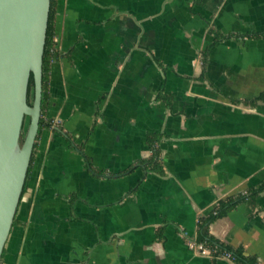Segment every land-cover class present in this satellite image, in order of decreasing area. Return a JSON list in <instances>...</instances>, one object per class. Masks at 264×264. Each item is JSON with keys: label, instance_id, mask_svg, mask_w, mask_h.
Masks as SVG:
<instances>
[{"label": "crops", "instance_id": "0c3cea01", "mask_svg": "<svg viewBox=\"0 0 264 264\" xmlns=\"http://www.w3.org/2000/svg\"><path fill=\"white\" fill-rule=\"evenodd\" d=\"M56 40L71 60L51 65L52 126L0 264H234L183 232L264 182V100L246 103L264 95V0H58ZM152 132L165 174L110 176L150 155ZM209 231L264 264V190Z\"/></svg>", "mask_w": 264, "mask_h": 264}, {"label": "water", "instance_id": "95a60500", "mask_svg": "<svg viewBox=\"0 0 264 264\" xmlns=\"http://www.w3.org/2000/svg\"><path fill=\"white\" fill-rule=\"evenodd\" d=\"M51 0H0V262L42 116L43 56ZM34 78L33 102L28 86ZM29 117L24 139L23 124Z\"/></svg>", "mask_w": 264, "mask_h": 264}, {"label": "trees", "instance_id": "16d2710c", "mask_svg": "<svg viewBox=\"0 0 264 264\" xmlns=\"http://www.w3.org/2000/svg\"><path fill=\"white\" fill-rule=\"evenodd\" d=\"M57 6H58V0H51L47 33H46V42H45V49H44V56H43L42 116L40 120V126H39L38 135L35 141V145L43 129L46 127L52 126V121L45 118V112L47 109V99H48L49 74L51 70V65L52 63L58 62L65 57H68L71 60L72 49L68 50L67 52H64L58 47V44H57V40H56ZM214 33L217 39L220 38L221 35H219L217 32H214ZM260 35L261 34H256V36H260ZM33 97H34V78H33V75H31L30 80H29V86H28V102L30 104H32L33 102ZM158 98L164 100L169 106L172 105L173 96L167 94L163 90L158 94ZM259 100H264V95H259L256 98L246 101V103L255 104ZM27 118L29 119V117H26L24 124H23V130H22V135L20 139L21 142L24 139L25 131L27 128ZM91 131L92 130L90 129L89 134L91 133ZM67 136L69 139H71L70 135H67ZM162 138H163V135L160 133H154V132L149 133L147 136V143L150 149V155L146 158H142L141 160L136 162L134 165H131L129 168L125 170L119 171L116 174H110V176H122L124 174H127L135 170L136 168H138V166L143 168L144 177L150 172H155L160 175L165 174V168L163 166L162 158H161ZM85 143L86 142L76 144V147H78L81 150L83 155L87 158L88 162H90V170L101 175L102 173L98 171L94 166H92L91 159L85 155V152H84ZM142 180L143 179H141L137 183L134 190L139 187ZM25 187H26V182L24 185V190H25ZM263 190H264V182H262L260 185H258L253 190L249 189L245 192H240L238 194L231 195L226 198L220 199L216 207L213 210H211L208 214L199 218L197 234L193 237V236L188 235L184 231L183 232L184 239L186 241H189L190 239H194L197 242L203 243L205 247L209 248L210 254H211L210 258H212V260L214 261L223 258V256L229 252L231 253V259L234 264H263L258 260V258L255 255L248 254L243 246L235 247L233 245L227 244L219 240L218 238H216L209 231L210 224L213 223L216 219L226 215L229 211L235 208L238 204H240L241 202L245 201L248 198L251 199L252 202L254 203L258 194ZM163 229L164 227H161L159 233H161Z\"/></svg>", "mask_w": 264, "mask_h": 264}, {"label": "built area", "instance_id": "2783aa9c", "mask_svg": "<svg viewBox=\"0 0 264 264\" xmlns=\"http://www.w3.org/2000/svg\"><path fill=\"white\" fill-rule=\"evenodd\" d=\"M188 246L190 249L194 250V251H197L199 252L200 254H203V255H211L210 254V250L209 248L205 247L203 243L201 242H197L195 241L194 239H190L188 241ZM223 258H229L231 259V253H226ZM232 260V259H231Z\"/></svg>", "mask_w": 264, "mask_h": 264}, {"label": "rangeland", "instance_id": "374dc122", "mask_svg": "<svg viewBox=\"0 0 264 264\" xmlns=\"http://www.w3.org/2000/svg\"><path fill=\"white\" fill-rule=\"evenodd\" d=\"M28 124H29V119L27 118V126H28Z\"/></svg>", "mask_w": 264, "mask_h": 264}]
</instances>
